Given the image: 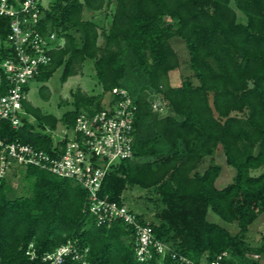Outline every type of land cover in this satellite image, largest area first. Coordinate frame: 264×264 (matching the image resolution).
<instances>
[{
  "label": "trees",
  "instance_id": "trees-1",
  "mask_svg": "<svg viewBox=\"0 0 264 264\" xmlns=\"http://www.w3.org/2000/svg\"><path fill=\"white\" fill-rule=\"evenodd\" d=\"M105 6H113L107 27H99L94 17L83 18L85 10ZM8 25L0 17V40ZM39 27L54 31L57 40L51 61L34 79L45 82L62 67L64 83L92 60L102 91L89 95L77 88L72 108L59 118L24 100L33 122L26 115L17 129L3 123L8 137L48 149L52 139L45 127H72L78 113L113 105L118 99L111 93L114 87L126 89L136 105L133 156L111 165L99 194L123 203L129 187L153 191L158 211L151 220L135 212L138 221L196 264L223 253L221 264H235L237 258L258 264L252 254L264 252V244L250 245L246 234L264 213V172L250 174L264 165V0H50ZM175 37L188 50L198 84L187 78L176 85L169 81V73L179 68L171 44ZM39 93L49 98L47 86ZM106 95L108 102H103ZM155 100L165 103L163 112L152 108ZM218 146L235 170L222 188L215 186L221 171L213 161ZM206 157L211 162L200 171ZM16 176L26 181L22 193L13 190ZM87 200L81 185L38 167L19 168L2 179L0 264H46L42 257L67 241L79 252L88 249V264H181L170 253L154 252L139 261L132 227L122 220L97 225ZM209 209L225 222L236 221L239 231L231 234L208 221ZM29 244L33 258L26 254ZM63 264L83 263L70 255Z\"/></svg>",
  "mask_w": 264,
  "mask_h": 264
},
{
  "label": "built area",
  "instance_id": "built-area-1",
  "mask_svg": "<svg viewBox=\"0 0 264 264\" xmlns=\"http://www.w3.org/2000/svg\"><path fill=\"white\" fill-rule=\"evenodd\" d=\"M49 2L0 0V17L9 20L8 34L0 40V181L28 166L72 179L87 190V211L95 217L97 225L122 220L132 227L134 250L139 261L150 259L155 252L159 255L170 253L181 264H196L156 238L151 226L140 223L136 213L124 203L99 194L102 180L111 165L133 156L132 122L136 105L126 89L114 87L111 93L118 99L113 105L107 104L91 114L78 113L72 127L63 123L54 129L45 127L43 132L52 139L48 149L10 139L3 131V123L17 129L26 115L28 121L33 122L23 107V101L27 100L26 87L51 61L50 50L57 40L54 31H43L39 27L41 12ZM164 104L155 100L152 108L163 112ZM31 248L32 244H29L26 254L33 258L35 254ZM87 250L79 252L71 241H67L46 253L42 260L46 264H63L65 257L71 255L88 264L84 258ZM224 255L200 264H221Z\"/></svg>",
  "mask_w": 264,
  "mask_h": 264
},
{
  "label": "rangeland",
  "instance_id": "rangeland-1",
  "mask_svg": "<svg viewBox=\"0 0 264 264\" xmlns=\"http://www.w3.org/2000/svg\"><path fill=\"white\" fill-rule=\"evenodd\" d=\"M231 6L234 7L233 2H231ZM113 6L104 7L100 11L91 12L85 10L83 12V18L89 19L94 17L99 21V27L105 26L107 27L110 21L108 15L112 10ZM240 19L244 18L243 14L236 10ZM103 39L99 38V43H101ZM171 44L173 49L176 51L179 58V68L177 70H173L169 73V81L172 85H176L181 81V78H187L191 80L194 84H198V79L193 77L192 71L189 69V54L188 50L184 44V42L175 37L171 40ZM62 67H58L50 76V78L41 82L37 79H31L28 82V92H27V100L36 107H39L41 111L45 114H53L57 118L61 117L64 112L72 108V93L80 88L83 92L89 95L99 94L102 89L101 85L98 83L93 68V61L86 60L80 67L79 71L76 75L68 77V79L63 83L61 81ZM45 85L49 90V98L47 100L43 99L40 96L39 88ZM108 95H106L103 99V102H106L108 99ZM60 124V123H59ZM214 163H217L221 166V171L218 174L215 180V186L217 188H222L229 182H231L232 177L235 173V170L232 166L228 165L225 162L224 154L221 150V147L218 146L213 157ZM211 162L210 157H206L203 162L199 165L198 169L200 171L204 170L206 166ZM264 172V165L251 169V175H258ZM26 181L20 179V176H16L13 179L14 192L22 193L23 188L25 186ZM123 203L130 207L134 212H145L146 214H150L153 218V214L157 213L158 208L156 204V195L153 191H148L146 189H141L138 187H129L122 193ZM207 220L210 222H214L219 224L220 226L226 228L231 234H235L239 231V227L236 221L234 222H225L222 220L217 214L212 212L210 209L207 212ZM264 213L259 215V217L249 226L250 234L261 230V236H264ZM256 238V242L251 239L249 242L251 245L258 247L261 244H264V241H260L259 234H253ZM257 243V245H256ZM258 264H264V252L259 254V258H255ZM235 264H242L243 261L240 259L234 260Z\"/></svg>",
  "mask_w": 264,
  "mask_h": 264
},
{
  "label": "crops",
  "instance_id": "crops-1",
  "mask_svg": "<svg viewBox=\"0 0 264 264\" xmlns=\"http://www.w3.org/2000/svg\"><path fill=\"white\" fill-rule=\"evenodd\" d=\"M145 213V212H144ZM146 214V213H145ZM259 217V216H258ZM257 217V218H258ZM146 218L148 219V220H151V219H153L152 218V216L150 215V214H146ZM250 225H252V223L250 224ZM249 225V226H250ZM263 230H264V226H263ZM256 235L257 234H259V236H260V241H263V239H264V236H261V230H258L257 232H254ZM253 233V234H254ZM253 234H250V228L248 227V232H247V234H246V241L251 245V243L249 242V240L251 239L252 241H254V242H256V238L253 236ZM256 245H257V243H256ZM253 246V245H252ZM255 247V246H254ZM255 255H257V257H255ZM252 256L254 257V258H259V254H257V253H253L252 254Z\"/></svg>",
  "mask_w": 264,
  "mask_h": 264
}]
</instances>
